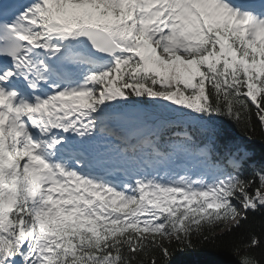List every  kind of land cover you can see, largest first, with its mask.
Returning <instances> with one entry per match:
<instances>
[{
  "label": "snow or ice",
  "instance_id": "6c2138e0",
  "mask_svg": "<svg viewBox=\"0 0 264 264\" xmlns=\"http://www.w3.org/2000/svg\"><path fill=\"white\" fill-rule=\"evenodd\" d=\"M257 121L264 0H0V264H229Z\"/></svg>",
  "mask_w": 264,
  "mask_h": 264
},
{
  "label": "trees",
  "instance_id": "16d2710c",
  "mask_svg": "<svg viewBox=\"0 0 264 264\" xmlns=\"http://www.w3.org/2000/svg\"><path fill=\"white\" fill-rule=\"evenodd\" d=\"M255 120V116H253ZM234 134L243 140V142L250 145V147L255 151L257 159L264 158V143L261 142L260 134H259V123L257 121V138L254 141H247L246 138L242 136V133L235 125L232 126ZM242 227L236 228L234 232L229 235L227 230L225 229L223 232H217V236H225L227 239L223 242L224 247L220 249L222 257L229 262V264H238V256L231 249V245L233 243H239L241 238L246 239L249 234L255 233L261 239H264V215L255 214L250 216L247 222H241ZM232 224H235L232 223ZM209 249H197L191 254L185 253L179 261V264H202L203 257L200 255L203 251H208Z\"/></svg>",
  "mask_w": 264,
  "mask_h": 264
}]
</instances>
